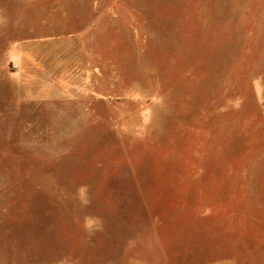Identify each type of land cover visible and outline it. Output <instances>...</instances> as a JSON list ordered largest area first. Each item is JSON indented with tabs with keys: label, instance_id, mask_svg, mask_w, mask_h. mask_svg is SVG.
<instances>
[{
	"label": "rangeland",
	"instance_id": "obj_1",
	"mask_svg": "<svg viewBox=\"0 0 264 264\" xmlns=\"http://www.w3.org/2000/svg\"><path fill=\"white\" fill-rule=\"evenodd\" d=\"M0 264H264V0H0Z\"/></svg>",
	"mask_w": 264,
	"mask_h": 264
}]
</instances>
